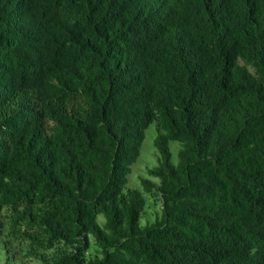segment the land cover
Listing matches in <instances>:
<instances>
[{
	"label": "trees",
	"instance_id": "1",
	"mask_svg": "<svg viewBox=\"0 0 264 264\" xmlns=\"http://www.w3.org/2000/svg\"><path fill=\"white\" fill-rule=\"evenodd\" d=\"M5 228L43 264H264V0H0Z\"/></svg>",
	"mask_w": 264,
	"mask_h": 264
},
{
	"label": "rangeland",
	"instance_id": "2",
	"mask_svg": "<svg viewBox=\"0 0 264 264\" xmlns=\"http://www.w3.org/2000/svg\"><path fill=\"white\" fill-rule=\"evenodd\" d=\"M157 131L158 127L155 122L151 123L145 130V137L140 146V154L137 161L131 167L126 188H141L140 179L147 177V168L157 164L158 153L153 144ZM169 145L172 152V160L176 162V153L180 145L177 141H171ZM145 198L146 205L140 216L142 225L153 222L160 215L161 208L159 201H156L149 195H145ZM7 232L5 228L0 240V264H43L45 260L50 259L54 255V251L61 250L59 247L44 250L32 249L20 241L13 240ZM87 255L89 257L99 256L92 242Z\"/></svg>",
	"mask_w": 264,
	"mask_h": 264
}]
</instances>
